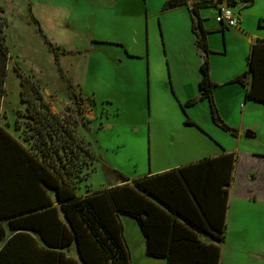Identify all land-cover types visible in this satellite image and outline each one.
I'll list each match as a JSON object with an SVG mask.
<instances>
[{
	"label": "rangeland",
	"instance_id": "374dc122",
	"mask_svg": "<svg viewBox=\"0 0 264 264\" xmlns=\"http://www.w3.org/2000/svg\"><path fill=\"white\" fill-rule=\"evenodd\" d=\"M167 1L0 0L10 53L9 99L20 96L22 70L39 81L53 111L72 121L70 127L96 155L95 170L80 193L87 184L96 190L114 183L119 173L136 178L221 147L236 151L242 170L264 189V170L252 156L264 148V130L247 137L239 129L243 117L249 123V107L243 112L240 103L233 100V106L224 96L215 102L221 118L239 131L232 134L213 120L199 86L185 88L197 58L195 51L182 49L184 31L192 34L190 16L183 7L165 9ZM44 36L58 46L55 51ZM178 94L190 97L180 100ZM190 99L196 102L188 105ZM13 107L23 115V103ZM231 204L220 264H264V202L234 194ZM126 229L133 225L127 222Z\"/></svg>",
	"mask_w": 264,
	"mask_h": 264
},
{
	"label": "trees",
	"instance_id": "16d2710c",
	"mask_svg": "<svg viewBox=\"0 0 264 264\" xmlns=\"http://www.w3.org/2000/svg\"><path fill=\"white\" fill-rule=\"evenodd\" d=\"M221 2L223 0H168L164 8H188L196 45L203 57L199 97L209 101L213 120L236 135L239 131L221 118L214 99L216 82L211 77L209 57L212 50L208 45V30L204 27L200 14L202 8L216 6ZM35 21L39 23L37 19ZM5 24L7 25V21L1 19L0 52L7 56L9 47L6 44ZM44 38L51 50L58 48L46 36ZM260 48L259 43L253 46L249 70L232 81L240 82L246 87L247 99L264 102V98H257L253 93L254 85L252 88L248 87L245 80L251 72L254 82L257 80L255 52ZM55 59L58 60L57 55ZM19 73L20 99L25 105L22 116L26 122L20 119L21 108L15 109L13 125L18 135L0 128V243L3 244L0 248V264H131L132 257L124 236L122 215L137 217L148 240L149 255L168 257V264H181L177 261L186 256L190 257L189 264H195L194 260L198 255L190 256L193 253L190 250L183 253L181 250H167L168 242L153 244L158 239L154 225L159 221L155 218L152 220L151 205L154 204L146 195H155L157 186L162 183L165 186L182 185L187 200L197 203L206 214L209 209L205 201L220 200L217 224L214 220L208 221L214 224L217 231H213L214 236L223 240L228 185L237 162L234 152L204 157L195 162L207 166L215 163L225 165L227 178L223 180L224 187L219 186L218 190H210L208 185L197 187L191 181L188 166H185L162 174L137 177L133 179V184H130V177L119 173V184L96 190L87 184L86 190L90 193H80L82 182L95 170L92 166L96 155L79 138L75 128L70 127L72 121L53 111L44 97L39 81L29 74H23L22 70ZM195 102L196 100L190 99L187 103L192 105ZM73 123L76 124L77 121ZM189 170L192 171L191 168ZM205 173L207 178H212L215 172L206 169ZM159 176L165 180L159 182ZM177 193L180 194V191L170 189L167 196ZM142 211L149 212L150 219ZM176 238L177 236H171L169 244L175 243ZM195 242L191 238L188 243ZM73 244L77 246L79 260L68 253ZM215 249V256L210 254L209 264H219L220 249L218 246Z\"/></svg>",
	"mask_w": 264,
	"mask_h": 264
},
{
	"label": "crops",
	"instance_id": "0c3cea01",
	"mask_svg": "<svg viewBox=\"0 0 264 264\" xmlns=\"http://www.w3.org/2000/svg\"><path fill=\"white\" fill-rule=\"evenodd\" d=\"M198 0H191L195 2ZM238 3L244 2V5L240 10H235L240 21L239 25L228 27L219 24L216 20V16L220 10V7L227 4L226 0L219 3L216 6H210L202 8L200 10L201 17L203 18L204 27L208 30L207 40L209 48L212 50L210 53V63H211V77L216 86L214 87V99L219 102L225 96L227 98H232L233 100L240 103L243 107V112L250 111L249 123L245 124V117L242 118V127L239 130H246L247 137L255 138L260 136L262 130H264V102L247 99L245 88L243 85L240 89L238 82H233L234 78L243 72L249 70V57L252 53L253 46L255 44H260V49L255 52L256 65H257V80L254 82V75L251 72L245 80L247 81V86L251 87L254 85L253 93L257 98H264V0H237ZM4 7V5H0ZM186 8L190 16L189 22V32L188 37L185 33L186 45L183 46V50H193L196 52V60L193 61L191 67L189 68L190 82L184 83L185 88L188 90H193L199 86V82L202 78L201 65L203 61L202 54L196 45V37L192 31V19L191 14L186 6H180ZM178 8V7H175ZM171 8V9H175ZM4 56L0 52V128H5L7 131L15 133L14 131V115H10V111L14 112V104L21 105L22 102L19 94L16 95L17 99H9V84H8V69H9V55ZM169 62V58H168ZM170 70V64H169ZM171 72V70H170ZM174 86V85H173ZM187 86V87H186ZM244 89V90H243ZM200 95V86H199ZM245 93L244 99H242ZM180 100L189 98V94L185 97H181L178 94ZM20 99V100H19ZM207 100V99H205ZM244 100V101H243ZM249 103V104H248ZM257 103V104H256ZM250 105V106H249ZM222 113V111H221ZM234 152L237 156V162L235 169L232 171V178L230 179V184L228 185V198H227V211H226V229L224 232L223 240H218L214 234L217 232L214 224L209 220H214L217 224L219 219V208L221 201L216 199L206 200L205 204L209 209V213L199 207L197 203H191L187 200V194L183 186H165L164 183L157 186L155 195L147 194L146 197L155 205H151L152 209V220L155 218L157 222L154 226L158 239L153 241V244H158L161 242H168L167 250H181L183 253L186 250H190V256L198 255V258L194 260L195 264H209L210 254L215 256V247L220 245L226 240L227 227L229 225L230 219L232 218V204L231 200L234 194H237L241 198L255 199L257 202H264V189L263 185L256 182L255 177L250 176V171H244L241 168V157L233 149L227 150L221 147V151L213 153L212 157H216L225 153ZM250 154V153H247ZM258 155V156H256ZM252 156L256 157L258 165L264 170V148L260 149V153H253ZM209 157V156H206ZM204 158V157H203ZM202 159V158H201ZM200 160V159H199ZM198 161V160H196ZM196 161L188 162L186 164L177 165L172 168H161L154 171H149L147 174L142 176H153L157 174L165 173L173 168L188 166V173L191 177V181L197 186L202 187L204 185L210 186V190H214L224 187L223 180L227 178V169L224 164H209L208 166L203 163H195ZM263 164V166L261 165ZM192 169L189 170V169ZM206 169H212V178L208 177ZM141 177V176H139ZM137 178V177H136ZM133 179L130 178V184H133ZM159 182L165 180V178H157ZM264 183V182H263ZM119 184L117 180L114 183H110L106 187ZM251 186V188L249 187ZM256 187V188H255ZM104 188V187H102ZM170 189L180 191V194L168 197L167 192ZM202 190V189H201ZM90 193L85 190L84 194ZM184 193V194H183ZM216 194V191H215ZM215 194L213 198H215ZM142 214L150 219L149 212L142 211ZM158 214H161L159 217ZM122 221L124 224V236L127 245L131 252L132 261L131 264H168V257H155L148 254V240L145 233L140 225L137 217L131 215H122ZM130 222L133 225V229L127 233L126 224ZM157 226V227H156ZM177 236L176 242L169 244L171 236ZM188 238V239H185ZM191 238L195 239V243H188ZM193 240V239H192ZM0 243V248L2 247ZM68 253L79 260V253L76 244H73ZM177 263L189 264L190 257L182 256ZM175 263V262H174ZM214 263V262H213ZM212 263V264H213ZM221 263V256L219 264Z\"/></svg>",
	"mask_w": 264,
	"mask_h": 264
},
{
	"label": "built area",
	"instance_id": "2783aa9c",
	"mask_svg": "<svg viewBox=\"0 0 264 264\" xmlns=\"http://www.w3.org/2000/svg\"><path fill=\"white\" fill-rule=\"evenodd\" d=\"M234 9L235 8L230 6L229 4L222 5L216 16L217 22L223 26L228 27L239 25L240 19Z\"/></svg>",
	"mask_w": 264,
	"mask_h": 264
},
{
	"label": "water",
	"instance_id": "95a60500",
	"mask_svg": "<svg viewBox=\"0 0 264 264\" xmlns=\"http://www.w3.org/2000/svg\"><path fill=\"white\" fill-rule=\"evenodd\" d=\"M226 2L234 7L236 10H240L242 8V6L244 5V2L238 3L237 0H226Z\"/></svg>",
	"mask_w": 264,
	"mask_h": 264
},
{
	"label": "clouds",
	"instance_id": "9594fccd",
	"mask_svg": "<svg viewBox=\"0 0 264 264\" xmlns=\"http://www.w3.org/2000/svg\"><path fill=\"white\" fill-rule=\"evenodd\" d=\"M228 4V3H227Z\"/></svg>",
	"mask_w": 264,
	"mask_h": 264
}]
</instances>
